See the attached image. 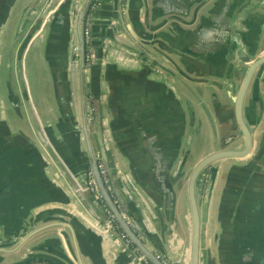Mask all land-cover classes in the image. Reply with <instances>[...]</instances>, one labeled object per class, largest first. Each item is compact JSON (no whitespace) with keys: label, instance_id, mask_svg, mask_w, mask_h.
<instances>
[{"label":"water","instance_id":"95a60500","mask_svg":"<svg viewBox=\"0 0 264 264\" xmlns=\"http://www.w3.org/2000/svg\"><path fill=\"white\" fill-rule=\"evenodd\" d=\"M12 1L0 0V29ZM113 1L126 40L146 60L143 63L135 55L108 59L111 93L121 101L127 129L132 130L137 143L133 154L121 153L138 179L146 184L144 190L135 181L155 213L152 219L160 224V237L144 226L129 208L127 200L139 193L130 177L114 174V168L108 163V137L116 142V113L106 124L108 137L103 132L99 102L94 93L89 94L91 125L86 113L85 20L94 0H80L74 15L71 0H66L52 16L40 17L39 25L32 26L17 51L16 80L38 145L22 133L7 131L0 120V264H101V259L87 250L88 237L97 238L95 234L114 247L120 246L129 264H135L130 252L106 230L104 208L150 264H167L169 259L164 247L169 248L167 236L172 235L180 195L187 208L188 249L182 254L177 252L171 261L206 264L201 249L203 228L210 194L214 185L221 182L217 220L221 226L219 240H230L229 264H263L264 130L255 140L253 128L259 121L254 125L248 121L244 104L253 81L251 101L258 120L262 113L258 84L264 83V50L259 52L260 43L264 42V0ZM122 2L128 8L135 38L124 24ZM65 5L67 11L63 13ZM47 17L49 23L42 26ZM162 29L187 34L184 47L166 48ZM39 31L41 50L53 82L56 112L77 148L73 152V166L50 141L24 80V55ZM73 47L77 51L79 122L75 119L70 86ZM189 83L199 85L207 93L210 110L206 100L202 101ZM175 85L186 90L198 104L213 138V150L187 168V173L184 169L188 151L178 164L185 121ZM173 120H176V132L170 133ZM90 126L100 142L97 155L90 142ZM80 142L84 144L85 156L79 151ZM98 162L106 170L121 211L104 186ZM218 162L230 165L219 170ZM209 167L200 193L198 178ZM50 168L56 175H51ZM88 172L104 207L95 205L83 190ZM181 180L185 181L180 184ZM59 181L68 189L70 198ZM79 211L87 215L88 221H80ZM141 237L151 243L156 254Z\"/></svg>","mask_w":264,"mask_h":264},{"label":"crops","instance_id":"0c3cea01","mask_svg":"<svg viewBox=\"0 0 264 264\" xmlns=\"http://www.w3.org/2000/svg\"><path fill=\"white\" fill-rule=\"evenodd\" d=\"M19 1L20 0L12 1L6 21L0 29V78L7 77V80L0 79V120L4 122V126L6 127L7 131L9 130L12 134L22 133V135L25 138L29 139L34 144L38 145L37 138L31 128L30 122L26 115V111L24 109V105L22 103V99L20 96V91L15 73V59L17 56L19 45L26 37V35L30 32L32 26L34 24L39 25L40 17L43 14H47V16L48 14H51L52 16V14L57 12L59 8L65 3L66 0H23L22 1V3H24L23 7L19 11L17 9L16 12L15 8ZM123 3L124 2H122V16H123L124 24L126 25L128 31L135 38L131 28V21L129 19L130 15L128 8L126 9ZM66 11H67V6L65 5L64 8L62 9V12L66 13ZM48 23L49 21L47 17L46 21L45 20L43 21L42 26L47 25ZM91 32H92V42H93L92 50H96V55H95L96 60L95 62L89 64L85 71L84 74L85 93L87 98L89 94L91 95L92 93H94V95L98 99L99 113H100L101 123L103 126L102 128L106 136L107 135L109 136V130L108 128H106L107 122L111 120V116L113 114L116 113L117 115L114 126L116 142L112 141L113 139H111L110 136L109 137L107 136L110 140L109 151L107 153V160L109 165L112 168H114L113 170L114 174H118L120 175V177H125V176L130 177L133 185L136 187L139 193L132 195L131 199L127 200L129 208L132 210L134 215L137 214L139 216L142 224H144V226H146L151 232H155L156 233L155 235L158 236L159 238L160 224H158L157 220L152 219L151 216H154L155 213L153 212L152 207L149 205L148 200L145 198L144 193L140 191L141 189L137 186L135 181H137V183H139V185H141L143 189L146 187V184L142 180L138 179V177L133 172V170L130 169V163L126 158L123 157L121 153V151H128L129 153L133 154L137 149V143L135 138L133 137L132 130L127 129V125H126L127 122L125 121V117H124L125 115L123 114V111L121 109L122 106L121 101L119 102V99L117 97L116 98L113 97L111 93L112 89L110 87L109 78H108L109 60H110L109 58L111 57L114 58L119 55H123L126 57H134L135 55V57L143 63H145L146 60L138 56L135 49L126 40L125 35L121 30L120 24L117 20V14L113 0H100L98 8L94 12V21L92 24ZM162 32L164 34L163 36L168 41V42L166 41L165 43L166 48L181 49L184 47L185 38L187 34L179 35L176 34L175 31L174 32L171 31L170 33L167 32L165 29H162ZM9 33L13 35V38H15V42H18L11 55L12 56L11 60L8 59L9 58L8 55L3 53L4 42L5 40H7V38H9ZM41 37L42 35H40V31H39L38 34H35V36L33 37V43L29 47H32L33 44L35 43L38 42L41 43L42 41ZM263 50H264V42L261 41L259 46V52ZM70 80H71L70 86L72 90L73 110L75 114V119L76 121L79 122L80 108H79V90H78L77 74H76V80H74V77H71ZM73 80L75 86L73 85ZM189 85L193 90L194 89L193 86H195V84L189 83ZM174 90H175L176 98L181 104L184 121H185V126L183 127L182 142L180 147L178 148L179 149L178 164H179L180 161L182 160L184 153V142L186 141V138L190 133L189 131L191 130L189 128L190 126H188V115L185 111V105L182 99V94L187 93V95L189 96V100H193V98L181 86L175 85ZM259 94L262 102V113L260 118L258 119L259 126L257 129L254 130L255 140L264 130V83L259 88ZM30 99L34 106L31 95H30ZM248 103H249L248 105L249 110H252L253 104L251 98L250 100H248ZM208 107L209 109L211 107L209 100H208ZM35 110H36V106H35ZM86 113H87V108H86ZM52 117H53L52 120L47 125H42V126L47 131V135L50 141L54 144L57 151L73 166L74 165L73 152L77 148H75V144L74 142H72V137L70 136V133L64 128L63 124L61 123L57 112L54 113ZM203 119L207 123L206 119L205 118ZM171 123L172 124L169 132L175 133L176 127L174 125L176 124V120H173ZM90 142L95 155H97L100 149V142L98 136L94 133L92 126H90ZM212 143H213V138H212ZM79 147H80L79 151L82 153V155L85 156V148L82 142H80ZM224 165H227V163L222 162L217 167V169L219 168L221 169L222 167H224ZM174 170L175 168H173V171ZM50 172L51 175H56V171L54 169L50 168ZM59 182L62 189L65 190V193H67L70 198L71 195L68 192L66 186L63 184V182L61 181ZM222 186H223V182L218 183V185L217 184L214 185L212 189V194H210L208 208L206 212V221L204 223V228H203L204 236L201 244V249L204 251L205 254L206 264L230 263L229 262L230 259L229 252L231 248L230 240L227 239L219 240L221 226L217 220V216H218L217 205H218L219 194L222 189ZM114 194H115V200L119 201L117 194L116 193ZM186 210L187 208H185V206L183 205L182 195H180L176 205L175 222L172 230V235L167 236V240L169 241L168 243L169 248L164 247V251H166V254L168 255V259H169L167 261V264H175L171 261V257H173L177 252L182 254L183 252H186L188 249L189 232L185 224ZM149 211H151V214ZM78 215L81 222L88 221V217L83 211H79ZM227 229H231V228H227ZM95 235L97 236V238H95V236L88 237L89 243L87 246V250L92 255L93 253L96 254L101 259L100 260L101 264H129L128 256L121 254L119 248L120 246L116 245L114 247L111 244H109V242H106L105 238H100L97 234ZM112 237L114 236L112 235ZM141 238L145 242L146 246L156 254V251L154 250L151 243L148 240H145L143 237Z\"/></svg>","mask_w":264,"mask_h":264},{"label":"rangeland","instance_id":"374dc122","mask_svg":"<svg viewBox=\"0 0 264 264\" xmlns=\"http://www.w3.org/2000/svg\"><path fill=\"white\" fill-rule=\"evenodd\" d=\"M23 0H20L15 8L17 12L23 7ZM22 3V4H21ZM18 42H15V38L13 35L9 33V38L4 42L3 53L8 55V59L11 60L12 53L16 47ZM74 55H77L76 47H73ZM76 62V61H75ZM77 63V62H76ZM74 61H71L70 66V78L74 77L73 73L74 69ZM24 80L26 82L27 89L31 95L32 101L34 103V107L36 106L37 115L42 123V125H47L51 120L54 113H56L57 107L55 103L54 97V88L52 78L47 67L46 61L44 59L41 43H35L32 47L27 49L24 55ZM1 80H7V77L0 78ZM89 108V107H88ZM207 138L206 133L201 135V138H195L193 141V137L191 133L188 134L185 147L188 149V167H192V165L196 162V160L203 156L206 153L208 142L205 143V139ZM205 143V144H204ZM206 147V148H205ZM185 172H188V169H184ZM185 180H181L180 184Z\"/></svg>","mask_w":264,"mask_h":264},{"label":"flooded vegetation","instance_id":"af4514ba","mask_svg":"<svg viewBox=\"0 0 264 264\" xmlns=\"http://www.w3.org/2000/svg\"><path fill=\"white\" fill-rule=\"evenodd\" d=\"M98 6H99V4L96 6L97 8H98ZM97 8H95L94 10H92V11H89V13H88V15H90V18H91V24H90V41H89V44L87 45V50H88V52H89V50H90V52H91V59H90V61L89 62H86V66L88 67V65L89 64H91V63H93V62H95V55H96V50H92V32H91V29H92V24H93V21H94V12H95V10L97 9ZM74 15V14H73ZM66 26V25H65ZM72 52H73V50H72ZM73 61H74V69H73V73H74V75H75V80H76V74H77V56L76 55H74L73 54ZM76 61V62H75ZM87 67H86V69H87ZM262 82L260 81L259 82V84H258V86H259V88L262 86ZM73 85L75 86V84H74V80H73ZM193 90L197 93V95L201 98V100L202 101H205V103H206V107L209 109V107H208V100H207V98H206V95L205 94H207L204 90H203V88L202 87H200L199 85H195V86H193ZM252 91H253V81L251 82V84H250V87H249V89H248V92H247V95H246V101H245V104H244V107L246 108L245 109V114H246V116L248 117V121H251L252 123H253V125H254V122L255 121H258V120H256V118H255V109L253 108L252 110H249V108H248V105H249V103H248V100H250V98H251V96H252ZM211 93V92H210ZM219 98H220V96H219ZM182 99H183V102H184V105H185V111H186V113H187V115H188V126H190L189 128L191 129L189 132L191 133V136L193 137V141H194V139L195 138H201V135L204 133H206V136H207V138L205 139V143L206 142H208V145L206 146L207 147V151H206V153H209V152H211L212 150H213V143H212V133L210 132V128H209V126H208V123H206L205 121H204V119L203 118H205L204 117V115H203V113L200 111V109L198 108V104H196L195 102H193V100H189V96L187 95V93L185 94H182ZM188 102L190 103V104H188ZM92 102H91V100H90V96L88 97V100H87V103H86V108H87V115H88V120H89V113H88V107L90 108H92ZM210 110V109H209ZM93 114V113H92ZM202 116H203V118H202ZM89 122H90V125L93 123V120H91V118H90V120H89ZM258 126H259V123L258 124H256V126H254V128H253V131L255 130V129H257L258 128ZM188 133V132H187ZM211 135V136H210ZM185 143V142H184ZM204 143V144H205ZM205 147V148H206ZM186 151H188V149L185 147V144H184V153L183 154H185L186 153ZM204 156V155H203ZM203 156H201V157H203ZM201 157H199V158H201ZM198 158V159H199ZM197 159V160H198ZM196 160V161H197ZM222 162H218L217 164H216V168L221 164ZM185 168H188L189 169V167H188V159H187V161H186V165H185ZM209 169H210V167L208 168V169H206L200 176H199V178H198V184H199V186L201 187V191H200V193H202V191H203V189H204V186H205V183H206V181H207V177H208V173H209ZM113 201H114V203L116 204H119V205H121L120 203H118V201H116L115 200V198H113L112 199Z\"/></svg>","mask_w":264,"mask_h":264},{"label":"built area","instance_id":"2783aa9c","mask_svg":"<svg viewBox=\"0 0 264 264\" xmlns=\"http://www.w3.org/2000/svg\"><path fill=\"white\" fill-rule=\"evenodd\" d=\"M100 0H94L90 11L94 10L97 8L96 6L99 4ZM80 0H71V9L72 13L75 14L78 6H79ZM90 24H91V18L90 15L87 14L86 20H85V40H86V45L89 44L90 41ZM91 59V52H87L86 54V62H89ZM88 113H89V120H93V114H92V108H88ZM98 170L100 177L102 178V181L104 183V186L113 199L112 195V185L110 184V181L107 177L106 170L101 162H98ZM83 190L88 194L90 197H92L95 205L97 206H103L102 200L97 192V189L95 187L94 180L92 178V175L90 172L86 174V177L84 178V183H83ZM117 208L121 211V205L116 203ZM104 217L106 219V225L105 228L106 230L111 231L112 235L121 243L122 247L125 250H128L130 252L131 257L135 260V264H150L144 256H142L139 251L133 247L129 240L125 237V235L122 233V231L118 228V226L115 224V222L112 220L110 213L104 208Z\"/></svg>","mask_w":264,"mask_h":264},{"label":"trees","instance_id":"16d2710c","mask_svg":"<svg viewBox=\"0 0 264 264\" xmlns=\"http://www.w3.org/2000/svg\"><path fill=\"white\" fill-rule=\"evenodd\" d=\"M62 26L63 27H67V26H65V24H63ZM87 52H88V50H87V45H86V54H87ZM112 195H113V198H115V194H114L113 190H112ZM118 203H120V202L118 201Z\"/></svg>","mask_w":264,"mask_h":264}]
</instances>
